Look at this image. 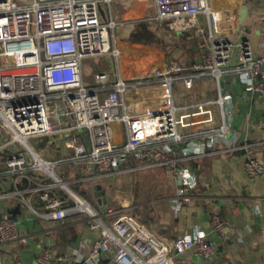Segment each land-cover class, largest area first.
I'll return each instance as SVG.
<instances>
[{
	"label": "built area",
	"instance_id": "obj_1",
	"mask_svg": "<svg viewBox=\"0 0 264 264\" xmlns=\"http://www.w3.org/2000/svg\"><path fill=\"white\" fill-rule=\"evenodd\" d=\"M114 1L0 0V162L4 160L0 169V264L8 262L4 254L10 255L15 246L28 245L31 239L20 231L9 210V198L21 204L27 217L60 221L78 211L97 217L57 173L65 164L80 165L76 169L84 181L161 167L177 184L170 200L173 210L179 212L193 201L199 177L188 166L189 154L178 153L175 144L200 139L208 147L236 149L238 136L231 129L233 100L219 89L215 99L197 103L196 113L207 118L202 120L204 125L185 134L180 128L190 124L178 115L175 83L183 81L191 88L194 79L202 76L219 82L223 75H237L246 90L264 99V50L256 53L247 39L234 38L237 12L213 10L211 0H154L155 15L150 19L175 31L198 27L200 17H206L207 30L198 27V31L207 45L191 71L173 61L137 80L112 79L109 71L101 70L94 74L93 83L88 82L86 59L109 55L118 60L121 55L111 40V31L118 26L111 10ZM104 6L109 8L108 19ZM211 106L219 108L216 123ZM116 124L123 132L119 141ZM260 126L264 129V119ZM36 138L52 139L58 157L45 159L30 144ZM241 147L245 171L254 180L264 173V164L254 144ZM9 178L12 188L6 184ZM34 196L40 206H35ZM71 200L76 205L66 207ZM107 215L117 216L109 225L93 224L100 228L99 238L86 254L65 256L42 247L35 263L96 264L110 255L115 264H175V257L185 252H194L199 262L212 261L218 253L217 243L204 234H181L168 241L121 209H109ZM212 224L215 232L227 236V222L219 214H213Z\"/></svg>",
	"mask_w": 264,
	"mask_h": 264
},
{
	"label": "crops",
	"instance_id": "obj_2",
	"mask_svg": "<svg viewBox=\"0 0 264 264\" xmlns=\"http://www.w3.org/2000/svg\"><path fill=\"white\" fill-rule=\"evenodd\" d=\"M211 4L213 10L237 12L238 31L234 38L243 37L256 53L263 52L264 0H211ZM243 4L247 6L248 13L241 22L239 16ZM152 7H155L154 0H115L111 10H117L115 15L119 14L123 21L136 23L153 17L149 15ZM154 22L160 28L158 38H147L143 42L116 41L120 57L117 60L110 56L113 64L101 70L109 71L112 79L119 76L136 79L178 61L186 67V72L191 71L207 45L205 37L198 31V27L207 30L206 17H200L198 27L184 31H175L168 25ZM155 58L158 64L153 62ZM149 64L155 65L144 72ZM84 75L86 78L85 72ZM219 89L232 96L234 116L231 129L238 136V147L234 150H226L224 146L208 147L200 139H185L175 144L178 153L189 154L191 160L188 166L199 177L192 202L185 204L179 212L173 210L170 200L176 195L177 184L161 167L138 169L91 181L80 180V177L72 179L85 182L81 188L85 195L71 189L90 204L97 217L80 211L60 221L27 217L21 204L9 198L7 203L12 206L9 210L14 213L20 231L28 233L31 239L28 245L15 246L10 255L1 251L7 256V264H36V253L42 247H50L65 256L86 254L90 244L99 238L100 228L93 227V224L109 225L117 216H108L109 209L130 213L153 233L168 241L181 234H204L218 245V253L212 261L199 262L197 255L189 251L178 254L175 264H264V173L254 180L250 179L244 166L245 151L241 147L244 143L254 144L257 157L264 164V129L260 126L264 119V99L257 92L246 90V84L237 75H223L219 82L211 76H202L194 79L191 88H186L183 81H179L174 85L175 104L178 115L184 116V122L190 124L180 130L186 134L204 125L202 120L207 116L196 113V104L215 99ZM211 110L216 123L220 120L219 108L211 106ZM115 128L116 140H122L123 132L120 134L119 125L116 124ZM52 142V139L45 142L46 146H54ZM54 149H58L57 146ZM55 158L49 154V159ZM3 165L4 160L0 162V169ZM56 171L59 174L60 168ZM114 176L120 186L115 190L112 183ZM104 179H109L110 187L103 182ZM72 180L68 181L69 185ZM10 182L9 178L6 184L11 186ZM98 185L101 187L98 188ZM24 186L22 182L20 188ZM96 195L99 197L96 198ZM33 200L35 206H40L36 196ZM75 205V201L71 200L66 207ZM216 213L227 222L226 237L213 230L212 216ZM96 264L115 263L110 255H104Z\"/></svg>",
	"mask_w": 264,
	"mask_h": 264
},
{
	"label": "rangeland",
	"instance_id": "obj_3",
	"mask_svg": "<svg viewBox=\"0 0 264 264\" xmlns=\"http://www.w3.org/2000/svg\"><path fill=\"white\" fill-rule=\"evenodd\" d=\"M103 8L105 9L104 12L107 15L106 18L108 19V17L110 16L109 8L107 6H104ZM116 11L117 10H112L114 19L116 20V22H118V26L111 31L112 44H116V41L119 42L120 40H126L128 42H143L145 39L151 37L150 34H152V36L154 35L155 38H158L160 28L155 25V22L152 19L146 18L145 21H142L144 23L143 25L145 26L143 27L142 22L141 24H138L139 22L133 23L123 21L119 14L115 15ZM149 15H155V7H152L151 10H149ZM165 26H167L166 23ZM134 34H136V37H134ZM153 62L155 64L159 63L157 58H155ZM109 64H113V61L111 57L107 55L98 58L86 59L84 61V72L86 74V80L93 82L94 73L97 70L107 69ZM154 65L149 64L144 72H147ZM140 78H143V76H138L135 80ZM79 133H82V131H79ZM45 142H48L46 138H36L30 140V144L34 147L37 152H40L45 159H49L50 153L54 156V158L57 157V153L54 149V146L50 144L46 146L47 144ZM112 180V183L114 184V190L116 188L119 189V182L117 181L115 176L112 177ZM103 182H106L107 186L110 187L111 182L109 181V179H104ZM95 197L98 198L99 195H96Z\"/></svg>",
	"mask_w": 264,
	"mask_h": 264
},
{
	"label": "trees",
	"instance_id": "obj_4",
	"mask_svg": "<svg viewBox=\"0 0 264 264\" xmlns=\"http://www.w3.org/2000/svg\"><path fill=\"white\" fill-rule=\"evenodd\" d=\"M138 24H141V22H139ZM144 23L142 22V25ZM143 27H145L143 25ZM150 38H155V36L152 34H150ZM77 167V164L75 163H70V164H65V165H62L60 167V177L65 180V181H69V180H72V179H78L80 176H79V172L78 170L76 169ZM85 185V182H81V181H71L70 182V187L76 191L77 193H82L83 194V191H82V186ZM85 195V194H83Z\"/></svg>",
	"mask_w": 264,
	"mask_h": 264
},
{
	"label": "water",
	"instance_id": "obj_5",
	"mask_svg": "<svg viewBox=\"0 0 264 264\" xmlns=\"http://www.w3.org/2000/svg\"><path fill=\"white\" fill-rule=\"evenodd\" d=\"M241 10H242V12H241L240 21L243 22L245 17H246V15H247V13H248V8H247V6L245 4H243L242 7H241ZM97 187L100 188L101 186L98 185Z\"/></svg>",
	"mask_w": 264,
	"mask_h": 264
},
{
	"label": "bare ground",
	"instance_id": "obj_6",
	"mask_svg": "<svg viewBox=\"0 0 264 264\" xmlns=\"http://www.w3.org/2000/svg\"><path fill=\"white\" fill-rule=\"evenodd\" d=\"M79 200H81L80 198H78Z\"/></svg>",
	"mask_w": 264,
	"mask_h": 264
}]
</instances>
